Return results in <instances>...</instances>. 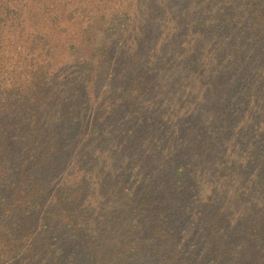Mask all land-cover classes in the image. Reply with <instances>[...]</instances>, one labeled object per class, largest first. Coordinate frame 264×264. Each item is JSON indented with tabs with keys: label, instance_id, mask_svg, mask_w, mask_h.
<instances>
[{
	"label": "trees",
	"instance_id": "trees-1",
	"mask_svg": "<svg viewBox=\"0 0 264 264\" xmlns=\"http://www.w3.org/2000/svg\"><path fill=\"white\" fill-rule=\"evenodd\" d=\"M61 1L0 0V264H264V123H240L221 86L251 79L258 103L264 0H135L133 28L162 16L154 38L191 37L156 59L147 34L132 55L110 43L129 0H78L70 23L50 15L56 32L44 14ZM67 38L75 75L61 70ZM186 73L204 105L179 117L161 107Z\"/></svg>",
	"mask_w": 264,
	"mask_h": 264
},
{
	"label": "rangeland",
	"instance_id": "rangeland-1",
	"mask_svg": "<svg viewBox=\"0 0 264 264\" xmlns=\"http://www.w3.org/2000/svg\"><path fill=\"white\" fill-rule=\"evenodd\" d=\"M116 0H110L108 2H104V0H101V2L98 3V6H100L101 9L104 11H107L108 9L110 10L111 4L112 7H117V3H113ZM50 5L56 6L60 5L62 3L61 0H48ZM71 5L67 6H62L58 7L57 10L51 9L46 11L44 14V18L46 20V24L51 28L52 30H55L57 32V27L52 23L50 19V15L54 12H60L61 13V19H62V25H66L67 22L70 23V21L67 19L68 16V11L72 6H75L79 3L78 0H69ZM104 2V3H103ZM114 5V6H113ZM135 8L136 12L141 10L140 7V1H135V0H129L127 4L124 5V9H122L117 17H114V20L108 21L106 24L105 28H112L111 30V35L109 37L110 43L113 44L114 48L116 50H119L121 53H125V55H132L133 51V44L134 41L137 37L141 35H145L146 39V49L149 51V54L153 53L152 49H155V54H152L153 58L156 59L158 57L159 50L162 45H165L166 50L170 49L173 52H182V48L186 45V42L191 39L188 35L186 36L185 32L181 33L179 37L175 39H167L164 40L163 37L161 39L154 38L155 33H159L162 28L159 27V25L163 24L165 17H158L156 22H147L146 24L141 25V23H137V28H133V25L130 22L131 16L130 11L131 8ZM100 11V10H99ZM135 13V12H134ZM136 14V13H135ZM67 17V18H66ZM103 23V21H99L97 25H100ZM79 22L74 23L73 26L71 27V32L74 34L78 33L79 31ZM132 29V30H131ZM75 36V35H73ZM142 36V37H143ZM142 37H140L142 39ZM139 38V39H140ZM60 45V49L62 51L61 54V63H62V68L61 70L64 71L66 74H72L75 75L78 73L79 68V57L76 56V53L74 52V49L69 47V41L70 38L63 39ZM157 41V44H156ZM169 44V45H167ZM172 45V46H171ZM142 63L141 66H147L150 71L158 68L156 60L148 59V60H143L141 61ZM141 66H136L132 65V69L137 70L141 69ZM130 68V67H129ZM258 69L255 70L254 77L258 76ZM167 78H172L171 72L169 71L167 74ZM185 77L181 76H176L174 86L172 83L168 84V93L170 94V97H168V103L164 106L161 107V109L169 110L171 113H177L176 115L179 117L187 116L190 113H195L197 114L198 112V105L199 102L203 106L204 103L202 101H198L194 98L193 96V90L191 88L193 87L194 83V76L192 74H184ZM166 81V83L169 82V80H164L163 83ZM157 82H160L158 79ZM254 82V81H252ZM251 79L246 82L242 83L241 81H233L230 84H225L223 82L221 86L225 87V95H228L230 92H234L236 94L235 102L237 103V113L238 115L242 114V118L240 119V123L242 122H252L253 127L258 126V124H263L264 123V90L259 94L258 96V103L257 104H252V99L254 98L255 92L254 88L251 86L252 84ZM90 86L88 85L86 90L90 91ZM192 86V87H191ZM207 87L204 86L203 93L199 94V98L202 97L201 95H205L207 92H211L215 96V91L213 89L206 91ZM166 94V95H167ZM245 99V101H241L242 99ZM251 98V99H250ZM256 99V98H255ZM254 99V100H255ZM151 100L153 102H156L160 100V97H151ZM208 103V102H207ZM172 115V114H171ZM208 174V173H207ZM209 175V174H208ZM211 178V176L206 177L204 180L208 181ZM234 189L232 191H226L223 190L224 194H228L229 196H233L231 194H234L235 196L239 195L243 190L239 189V187L234 186ZM206 190V189H205ZM261 191V189L259 190ZM256 196V202L261 201L264 202V194L262 193H257ZM224 196H219L220 200L223 199ZM234 197V196H233ZM245 207V206H244ZM261 209V208H260Z\"/></svg>",
	"mask_w": 264,
	"mask_h": 264
}]
</instances>
